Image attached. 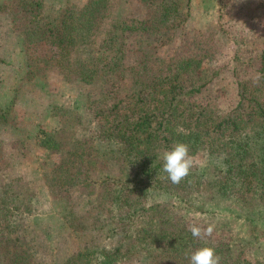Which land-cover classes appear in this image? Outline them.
Masks as SVG:
<instances>
[{"label":"trees","instance_id":"obj_1","mask_svg":"<svg viewBox=\"0 0 264 264\" xmlns=\"http://www.w3.org/2000/svg\"><path fill=\"white\" fill-rule=\"evenodd\" d=\"M256 1L264 6V0ZM140 3L144 11L138 6L129 13L123 0H86L81 6L69 0L0 1V12L10 13L23 49L27 80L54 60L65 77L90 89L86 108L93 127L70 142L47 184L54 198H68L72 189L90 195L95 186L110 187L109 201L96 210L105 214L117 243L110 249L78 250L60 264H117L152 249L164 264H189L190 253L205 246L215 249L220 264H264L234 253L230 245L193 238L187 230L189 216L203 211L187 197L204 182L232 196L243 211L239 217L264 208V79L256 85L254 76L236 78V102L227 111L198 102L193 97L205 99L212 81L202 75L209 54L186 48L168 57L160 54L184 34L191 0ZM42 42L47 59L33 58L30 48ZM257 58L258 66H252L264 76V50ZM39 133L44 148L58 147L44 129ZM176 143L189 146L194 162L202 152L214 158L215 175L202 181L194 163L188 177L172 184L162 172L161 156ZM108 158L123 173L92 178L90 172ZM5 168L0 146V264H37L18 233L17 221L29 206L17 196L14 181L4 177Z\"/></svg>","mask_w":264,"mask_h":264},{"label":"rangeland","instance_id":"obj_2","mask_svg":"<svg viewBox=\"0 0 264 264\" xmlns=\"http://www.w3.org/2000/svg\"><path fill=\"white\" fill-rule=\"evenodd\" d=\"M59 1L63 0H44ZM69 1L81 6L86 0ZM191 4L184 34H177L160 54L168 57L176 49L185 48L190 53L209 54L202 61V75L212 77V81L205 89V99L201 94L193 98L211 109L227 111L236 102V78L256 74L253 67L258 66L257 56L264 50V6L256 0H191ZM138 6L144 11L140 0H123L125 12H135ZM45 49L43 42L38 43L30 48V55L47 59ZM50 63L27 80L25 55L12 30L10 13L0 12V146L7 163L4 177L14 181L17 196L29 206L17 221L18 233L30 244L37 264H60L78 250L110 249L117 243V236L107 228L105 214L96 210V206L109 201L110 187L95 186L90 195L72 189L68 198H54L49 191L48 180L56 165L63 162L70 142L88 135L93 127L86 108L89 87L65 77L54 60ZM62 109L67 111H58ZM40 129L58 142L57 148L41 145ZM195 160L201 180H210L215 175V159L202 152ZM104 162L90 172L92 178L123 173L112 159ZM187 199L192 207L203 210L189 216L190 224L214 225L212 236L204 240L230 245L234 253L241 251L264 260L263 207L250 213L249 218L239 217L238 211H243L234 198L221 195L205 182ZM149 253L138 251L131 261L117 264H164L159 252L152 249Z\"/></svg>","mask_w":264,"mask_h":264},{"label":"clouds","instance_id":"obj_3","mask_svg":"<svg viewBox=\"0 0 264 264\" xmlns=\"http://www.w3.org/2000/svg\"><path fill=\"white\" fill-rule=\"evenodd\" d=\"M262 79H264V76L256 73L253 84L258 85ZM161 159L163 161L162 172L166 174L167 179L172 184L176 185L188 177L195 163L190 155L189 146L185 143L174 144L171 149L162 153ZM187 230L190 231L193 238L202 240L212 236L214 225L209 224L207 227H201L192 223L188 225ZM189 264H220V257L216 254L214 248L205 246L190 253Z\"/></svg>","mask_w":264,"mask_h":264}]
</instances>
